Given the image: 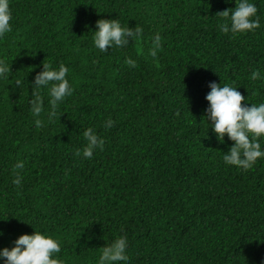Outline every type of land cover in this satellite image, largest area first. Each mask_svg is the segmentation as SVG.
Returning <instances> with one entry per match:
<instances>
[{"label":"trees","instance_id":"1","mask_svg":"<svg viewBox=\"0 0 264 264\" xmlns=\"http://www.w3.org/2000/svg\"><path fill=\"white\" fill-rule=\"evenodd\" d=\"M252 2L260 28L233 36L217 14L235 0H10L12 32L0 39L11 71L0 79V248L39 231L60 242L64 264H98L101 248L126 236L130 264H264V159L246 171L226 165L233 142H218L204 119L210 83L264 103V80L250 79L264 75V0ZM100 19L142 27V38L101 52L92 33ZM45 63L66 65L74 89L51 121L47 88L39 117L28 103ZM89 127L104 146L85 160L75 153Z\"/></svg>","mask_w":264,"mask_h":264},{"label":"clouds","instance_id":"2","mask_svg":"<svg viewBox=\"0 0 264 264\" xmlns=\"http://www.w3.org/2000/svg\"><path fill=\"white\" fill-rule=\"evenodd\" d=\"M231 2V0H226ZM258 8L252 0H235L233 9L224 10L217 15L224 17L219 23V30L224 34L243 35L254 32L260 28ZM12 11L10 0H0V39L12 32ZM87 27V26H86ZM95 31L92 32L93 44L101 52H107L110 48H124L133 40L139 41L143 35V28H129L122 26L118 19H100L96 21ZM162 37L154 34L149 55L155 59L162 49ZM124 63L130 68L136 67V61L127 57ZM69 68L60 64L58 68L52 63L42 64V71L33 78L31 88L32 99L28 101L30 111L34 117H39L44 111V101L40 94L41 89L47 88L48 119L56 118L59 105L64 103L67 97L73 95V87L67 79ZM10 66L6 60L0 58V79H8ZM252 81L264 80V75L259 70L253 71ZM20 82L17 81V84ZM210 92L206 95L208 107L205 109V122L214 134L216 140L224 143V137L232 141V146L227 153H222L223 162L229 166H235L241 170H250L258 160L264 159V103L249 104L245 97L238 91L239 87L225 83L223 86L217 83L208 85ZM243 102V105H242ZM250 105V106H249ZM42 120L36 119L37 127ZM114 121L107 120L105 128H111ZM87 143L83 150H77L75 155L89 160L97 150H103L104 139L100 138L91 127L83 132ZM23 161H17L13 167L16 185L22 183V176L16 170L24 168ZM4 233L0 231V237ZM128 241L126 236L113 240L109 245L101 248L98 264H130L127 256ZM61 253L60 242L51 235L34 231L31 235H20L9 249L0 248V264H64L58 254Z\"/></svg>","mask_w":264,"mask_h":264}]
</instances>
